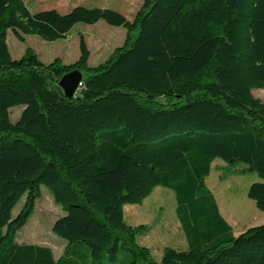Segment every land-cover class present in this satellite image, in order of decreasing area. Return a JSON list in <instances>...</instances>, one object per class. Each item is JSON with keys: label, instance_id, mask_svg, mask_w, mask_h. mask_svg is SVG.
<instances>
[{"label": "trees", "instance_id": "1", "mask_svg": "<svg viewBox=\"0 0 264 264\" xmlns=\"http://www.w3.org/2000/svg\"><path fill=\"white\" fill-rule=\"evenodd\" d=\"M130 14L0 0V264H116L121 253L122 264H264V223L234 235L205 182L214 160L241 163L264 211V103L252 94L264 89V0H142ZM99 20L126 37L97 66L83 35L72 65L9 52V30L55 41ZM74 69L82 85L69 99L58 82ZM42 186L64 212L52 224L66 241L58 259L15 240ZM157 186L174 192L187 242L159 261L123 209Z\"/></svg>", "mask_w": 264, "mask_h": 264}, {"label": "rangeland", "instance_id": "2", "mask_svg": "<svg viewBox=\"0 0 264 264\" xmlns=\"http://www.w3.org/2000/svg\"><path fill=\"white\" fill-rule=\"evenodd\" d=\"M77 0H24L31 12L55 8L61 13L69 11ZM142 0H82V5L93 7H109L131 15L140 7ZM83 35L90 50L89 66L103 63L113 50L121 46L126 37L124 27L109 25L104 20L95 24L77 23L67 34V37L55 41H46L35 35H26L23 41L18 40L9 30L7 45L13 59L21 58L26 51H32L37 58L48 63L58 57L62 63L72 65L79 57V36ZM254 97L264 103V89H253ZM24 106L11 108L12 122L19 117ZM216 162H222L217 159ZM213 162L205 182L214 195L222 217L230 224L234 235L244 229L264 223V211L259 210L255 202L247 196L250 184L259 178L254 172L246 171L241 163L218 166ZM24 199L14 207L12 214L16 215ZM175 195L170 189L157 186L141 203L124 206L125 222L132 226H145L137 235V241L151 249L152 256L159 261L164 247L170 246L185 249L186 240L175 212ZM61 207L55 203L51 192L41 187V195L35 202L34 210L27 223L16 232L18 243H35L52 249L55 259L63 252L66 241L52 232V224L63 215ZM125 253L120 254L116 264H122Z\"/></svg>", "mask_w": 264, "mask_h": 264}, {"label": "water", "instance_id": "3", "mask_svg": "<svg viewBox=\"0 0 264 264\" xmlns=\"http://www.w3.org/2000/svg\"><path fill=\"white\" fill-rule=\"evenodd\" d=\"M82 79V73L78 69L65 73L59 80L58 85L66 98H73L78 90Z\"/></svg>", "mask_w": 264, "mask_h": 264}, {"label": "crops", "instance_id": "4", "mask_svg": "<svg viewBox=\"0 0 264 264\" xmlns=\"http://www.w3.org/2000/svg\"><path fill=\"white\" fill-rule=\"evenodd\" d=\"M81 1H82V0H77L76 2L79 3V2H81ZM66 37H67V36H66ZM216 161H217V159L214 160L213 162H216ZM216 163H217V165L219 166L222 162H219V163L216 162ZM212 164H213V163H212ZM222 164H223L224 166H219V167H221V168H223V167L226 168V167H227V166H226V165H227L226 163H222ZM181 230H182V229H181ZM182 232H183V231H182ZM185 240H186V239H185ZM185 244H186V247H187V242H186ZM186 247H185V248H186Z\"/></svg>", "mask_w": 264, "mask_h": 264}, {"label": "built area", "instance_id": "5", "mask_svg": "<svg viewBox=\"0 0 264 264\" xmlns=\"http://www.w3.org/2000/svg\"><path fill=\"white\" fill-rule=\"evenodd\" d=\"M81 85H82V83L80 82V83H79V87H78V90H79V88L81 87Z\"/></svg>", "mask_w": 264, "mask_h": 264}]
</instances>
